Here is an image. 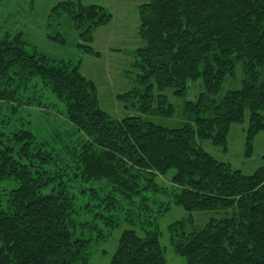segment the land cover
Instances as JSON below:
<instances>
[{
  "label": "trees",
  "instance_id": "1",
  "mask_svg": "<svg viewBox=\"0 0 264 264\" xmlns=\"http://www.w3.org/2000/svg\"><path fill=\"white\" fill-rule=\"evenodd\" d=\"M74 1L58 3L48 18L66 15L83 43L77 49L98 56L92 34L108 26L112 15ZM138 19L143 44L130 53L134 86L117 98L139 115L120 121L101 110L96 88L79 65L28 52L20 33L0 39L2 71L38 78L65 103L69 122L90 142L81 160L63 165L53 177L44 167L50 154L40 147L35 154L28 151L35 144L31 133L9 140L20 146L17 160L12 147L0 152V182L16 184L0 194V264H89L93 242L105 244L117 229L123 231L108 264H166L168 245L185 264H264V167L245 176L200 147L211 141L225 151L230 128L243 123L246 111L249 155L254 138L264 133V0H150L138 6ZM49 40L65 43L60 35ZM238 65L240 88L218 98ZM197 79L204 89L184 105L179 128L144 118L172 116L162 93L172 89L182 97ZM171 170L169 193L156 178ZM82 183L78 195L85 205L77 208L74 191ZM162 192L169 205H158V197L155 207L146 203ZM125 204L131 206L123 211ZM173 208L187 216L167 226L164 247L158 222ZM197 212L211 216L193 226ZM81 215L90 220L79 221ZM98 230L101 237L93 239Z\"/></svg>",
  "mask_w": 264,
  "mask_h": 264
},
{
  "label": "rangeland",
  "instance_id": "2",
  "mask_svg": "<svg viewBox=\"0 0 264 264\" xmlns=\"http://www.w3.org/2000/svg\"><path fill=\"white\" fill-rule=\"evenodd\" d=\"M64 1L75 2L74 0H0V39L6 35L11 37L20 33L22 40L28 45L26 48L28 52L36 51L50 60L70 61L79 65L82 76L94 84L99 107L111 121H120L125 117L139 115L135 107L130 110L125 109L117 96L130 91L134 86L131 79L135 73L130 67L133 56L130 53L143 44L137 35L138 6L150 0L80 1L84 6H101L112 15V21L108 26L100 27L92 34V50L99 53L98 56L88 55L77 49V44L83 43L66 15L49 20L50 10ZM56 35H60L65 43L61 45L49 40V37ZM20 73L18 70L4 72L0 66V152L6 147H12L15 149L13 156L17 160V151L20 146L9 140L19 132L31 133L35 144L31 145L28 151L30 154H35L40 147L50 154L52 159L48 166L44 167L50 170L48 176L53 177V174L56 175L57 171H61L63 165H75L76 161L81 160L80 155L90 142L69 122L64 102L58 101L53 92L38 78L27 80ZM234 74V80H231L230 76L226 77L217 95L218 98L223 97L230 90L240 88L243 72L239 65L234 69ZM203 89L201 79L189 82L182 97H175L172 94L174 90L166 89L162 94L172 105L173 115L169 116L165 112L162 116L146 114L143 116L156 125L169 129L179 128L183 122L184 105L186 102H194ZM10 93H13L12 98L7 99L6 96ZM248 120L249 113L246 111L243 123L230 128L225 151L220 146L213 145L211 141L200 144L205 153L217 161L229 164L231 169L245 176H251L258 168L264 167V133L257 134L252 142L251 153L248 154L245 139ZM53 158L56 161L59 160V165L54 163L53 166ZM22 162L27 163V160L23 159ZM171 175L172 170L167 175H158L156 178L157 186L160 189H169L167 190L169 193L174 189L169 181ZM83 185L85 184H81L77 194L74 191L77 208L85 205L79 197L80 190L84 189ZM15 186L13 181L0 182V194L3 196ZM156 197L161 198L162 203L157 202L158 205L168 204L166 200L168 196L164 192L159 196H150L146 203L149 206L152 203L155 207ZM128 205L130 204L123 206V211L127 210ZM186 216L187 213L183 209L173 208L159 220L160 231L164 233L160 243L164 247L168 244L165 233L167 226L183 220ZM210 216V213H194L192 225L200 226ZM119 218L123 219V213L119 214ZM89 220L85 215L79 217L81 222ZM123 227L127 228L125 225ZM122 231L123 229L115 230L105 244L93 242L87 256L89 264H108ZM99 233L98 230L92 238L99 239L101 237ZM168 246L165 253L166 264H185V259L175 255Z\"/></svg>",
  "mask_w": 264,
  "mask_h": 264
}]
</instances>
